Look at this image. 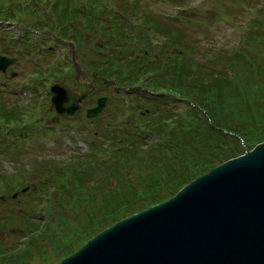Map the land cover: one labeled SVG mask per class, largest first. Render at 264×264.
I'll list each match as a JSON object with an SVG mask.
<instances>
[{"label": "trees", "instance_id": "16d2710c", "mask_svg": "<svg viewBox=\"0 0 264 264\" xmlns=\"http://www.w3.org/2000/svg\"><path fill=\"white\" fill-rule=\"evenodd\" d=\"M96 2L91 0L88 5L96 8ZM115 4L117 10H108L112 12L111 24L103 26L108 37L124 40L123 50L130 46L126 40L132 37L144 43L147 51L153 49L147 26L137 30L128 18L124 19L122 12L129 7L126 1L117 0ZM132 5L135 18L139 6ZM92 13L90 7L88 15ZM86 17L89 27L94 22L102 25L100 19ZM139 17L151 26L146 14ZM158 30L167 38L163 48L166 59L162 60H151L143 51L140 57L129 58L118 53L121 49L113 42L105 47L97 45L99 50L106 49L105 56L101 55L103 59L96 64L88 62L89 66L97 65L101 76L125 87L123 97L116 104L109 96L110 116L101 112L95 117L97 128L88 152L74 154L66 161L39 160L35 164L39 177L53 171L52 179L40 180L37 199L48 192L49 182L58 191L57 197L51 194L46 205L47 221L40 222L36 216L40 211L34 188L27 190L23 204L30 214L16 218L3 215L5 201H0V231L7 230L11 222L23 231L19 235L21 246H17L19 236L12 243L0 236V264H54L107 226L171 197L193 178L264 140V58L250 57L246 48L230 54L224 60L230 65L227 70L237 71L236 78H223L183 52L186 46L176 29L167 25ZM57 34L65 37L62 31ZM153 41L161 43L158 38ZM238 67L261 73L250 77V89L240 81ZM157 68L160 71L154 74ZM112 86L95 81V89L85 101L95 102ZM15 115L12 111L4 113V117ZM113 118L120 119L114 130L110 126ZM22 178H6V191L12 193L15 184L23 185ZM34 232L40 234L29 237Z\"/></svg>", "mask_w": 264, "mask_h": 264}, {"label": "rangeland", "instance_id": "374dc122", "mask_svg": "<svg viewBox=\"0 0 264 264\" xmlns=\"http://www.w3.org/2000/svg\"><path fill=\"white\" fill-rule=\"evenodd\" d=\"M96 1L95 8L88 5L91 0H0V54L15 58L14 63L0 70V201H5L3 215L16 218L22 213L30 214L23 204L31 187L35 191L34 200L39 203L40 212L36 216L40 222L47 221L46 205L51 201V194L57 197L58 191L55 192L56 185L51 186L49 182L48 192L37 199L41 192H37L40 180L52 179L53 171L39 177L34 170L35 164L39 160L66 161L74 154L88 152L89 140L97 128L95 117L101 112L103 116H110L107 105L95 117L85 116L86 108L95 103L94 100L85 101L94 89L84 99L79 112L77 110L73 115H58L50 105V86L55 81L69 82L72 86L77 74L84 82L90 81L93 73L99 74L97 65L94 68L88 63L96 64L103 59L101 55L105 56L106 49L99 50L98 44L105 47L113 42L121 49L118 53L129 58L136 59L143 51L151 60L166 59L163 48L167 38L155 29L168 25L176 29L184 41L186 48L182 50L186 55L203 67H212L223 78H236L237 71L234 67L236 72L227 70L230 65L224 60L230 54L246 48L250 57L264 58V0H125L129 7L122 12L124 19L128 18L129 24L137 30L146 25V35L152 37L153 49L148 51L144 49V43L135 40L137 38L126 40L130 46L123 50L124 40L108 37L103 26L108 22L111 24L112 12L108 10H117V0ZM132 4L139 6L135 18L131 13ZM90 7L92 15H88ZM73 11L82 13L74 14ZM141 14L152 20L151 26L139 17ZM86 16L100 19L102 25L93 21L94 25L89 27ZM61 31L64 38L58 37L57 32L61 35ZM153 38H158L161 43H156ZM126 52L132 55H126ZM238 68L240 81L250 89V77L261 73H256L257 69ZM153 71L156 74L160 69ZM88 88L78 83V89ZM226 91L229 94L230 90ZM111 92L108 89L102 93L109 97ZM119 100L120 97H113L115 103ZM5 111L16 113L15 118L4 117ZM227 113L231 114V111ZM119 122L120 119L113 118L111 129H117ZM20 176H24L23 185L14 183L15 191L8 193L5 179ZM15 192L17 195L13 197ZM1 219L4 221V217ZM13 224L11 222L7 230L0 231V236L8 243L23 234L20 226ZM35 234L40 233L34 232L29 237ZM20 237L17 246L23 245ZM45 243L52 248V244Z\"/></svg>", "mask_w": 264, "mask_h": 264}, {"label": "water", "instance_id": "95a60500", "mask_svg": "<svg viewBox=\"0 0 264 264\" xmlns=\"http://www.w3.org/2000/svg\"><path fill=\"white\" fill-rule=\"evenodd\" d=\"M14 62L0 54V70ZM97 79L116 84L97 73L87 82L77 74L72 86L55 81L51 107L73 115ZM106 102L99 96L86 116L98 115ZM54 264H264V140L107 226Z\"/></svg>", "mask_w": 264, "mask_h": 264}, {"label": "flooded vegetation", "instance_id": "af4514ba", "mask_svg": "<svg viewBox=\"0 0 264 264\" xmlns=\"http://www.w3.org/2000/svg\"><path fill=\"white\" fill-rule=\"evenodd\" d=\"M58 33V32H57ZM61 37V36H60ZM64 38V37H63ZM67 38V37H66ZM10 57V56H9ZM13 73V72H12ZM123 88H125V87H122V86H118L117 84H113V86L111 87V88H109L110 89V91H112L111 93H110V95L109 96H111L112 97V99H113V97H120V99H121V97H123V94H122V89ZM94 89H95V86H94ZM50 93H51V90H50ZM93 93V92H92ZM91 93V94H92ZM52 94V93H51ZM102 95H105V93H101L99 96H102ZM99 96H97L96 97V100H95V103L92 105V106H94L96 103H97V98L99 97ZM108 99H109V97H108V95H107V102H108ZM107 102H106V105H107ZM114 102V101H113ZM105 105V106H106ZM91 106V105H90ZM88 108V107H87ZM86 108V109H87ZM105 108V107H104ZM54 109V108H53ZM55 111V110H54ZM77 112V111H76ZM85 112H86V110H85Z\"/></svg>", "mask_w": 264, "mask_h": 264}]
</instances>
